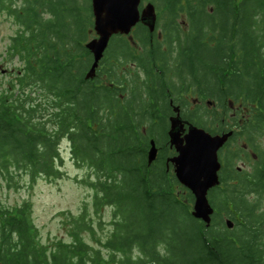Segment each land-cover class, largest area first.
Here are the masks:
<instances>
[{
	"label": "trees",
	"instance_id": "obj_1",
	"mask_svg": "<svg viewBox=\"0 0 264 264\" xmlns=\"http://www.w3.org/2000/svg\"><path fill=\"white\" fill-rule=\"evenodd\" d=\"M151 1L155 31L138 23L131 36H112L87 79L91 0H0L19 26L6 58L21 63L0 92V181L61 177L66 140L76 165L89 170L82 182L95 214L111 212L105 231L85 209L70 240L48 247L29 202L0 204V264H264V0ZM186 84L224 114L199 111L197 126L214 134L237 125L234 137L257 152L238 170L248 152L228 150L221 183L209 192V226L192 215L194 194L163 156L148 160L150 139L165 144L169 100Z\"/></svg>",
	"mask_w": 264,
	"mask_h": 264
},
{
	"label": "water",
	"instance_id": "obj_2",
	"mask_svg": "<svg viewBox=\"0 0 264 264\" xmlns=\"http://www.w3.org/2000/svg\"><path fill=\"white\" fill-rule=\"evenodd\" d=\"M94 14V30L96 37L86 43V47L93 54V63L86 74V78H93L100 60L109 45L110 39L116 34L128 35L138 22H142L150 31L156 27L157 13L153 3H147L140 10L141 0H91ZM188 124V132L181 137V132ZM233 131L222 134H211L202 127L195 126L181 118L180 114L170 119L172 146L178 154L172 158L175 173L179 182L187 187L195 197L192 215L210 225L215 209L208 193L220 184L219 171L221 162L219 150L228 141ZM148 153L149 163L157 154L155 141L152 139ZM229 228L234 223L227 219Z\"/></svg>",
	"mask_w": 264,
	"mask_h": 264
},
{
	"label": "rangeland",
	"instance_id": "obj_3",
	"mask_svg": "<svg viewBox=\"0 0 264 264\" xmlns=\"http://www.w3.org/2000/svg\"><path fill=\"white\" fill-rule=\"evenodd\" d=\"M151 0L143 1L145 6ZM19 26L13 17L0 12V92L6 93L11 87L20 69V62L7 60V46L11 37L15 35ZM213 109V108H212ZM238 146H243L242 142ZM62 175L59 178L49 179L45 176L34 182L20 179L19 185L11 186L0 181V204L5 207H15L29 202L31 204L30 220L37 229L39 241L50 247L53 241L70 240L69 230L73 218L88 210V215L95 221L101 217L105 231L110 227V209L105 208L102 214H95L92 208L93 190L82 180L89 174L86 167H79L73 160L70 144L63 140L61 143ZM254 158L251 160L253 161ZM236 167L249 169L250 163L236 162ZM209 198L211 196L209 195ZM99 231V236L103 235ZM85 239L94 243L85 234Z\"/></svg>",
	"mask_w": 264,
	"mask_h": 264
},
{
	"label": "flooded vegetation",
	"instance_id": "obj_4",
	"mask_svg": "<svg viewBox=\"0 0 264 264\" xmlns=\"http://www.w3.org/2000/svg\"><path fill=\"white\" fill-rule=\"evenodd\" d=\"M179 91L180 92H178V90H177V92H174L173 93V97H171L170 100H169L170 112L167 115V119L169 120V128L167 130V140H166L165 144L163 146L159 145L156 142V140L154 138H152L155 141V145L157 147V154H156V157H155L154 160H157L159 158V156H163L167 172L169 174H173L175 176H176L175 164L173 163L172 158H174L178 154V152H177L175 146H172V144H171V138H170V135H169L170 119L172 117H175L178 114H180V116H181V118L183 120L188 121L189 123H191L189 121V119H188V116L193 115V117H194L193 119H194L195 122L191 123V124L196 126V113H199V111L201 113H203V116H204V113H206L207 117L216 116L217 115L216 114L217 111L220 113L219 115H224L222 113V109H219V108L216 107V102L212 98L206 97L203 94H199V95L196 94V86L193 87V85H187L186 84L185 87L182 90H179ZM205 109H207L206 112H205ZM231 109H232V107H231ZM232 115H233V113H231V116ZM228 117H227V115H225L224 119H228L229 122H231L230 121V116H228ZM238 129L239 128H238L237 125H231L230 130H234V132H235ZM228 131L229 130L220 131V132H217V133H214V134H222V133H225V132H228ZM187 132H188V124L185 125V130H183L181 132V137H184V135ZM234 135H235V133L232 134V136L228 139V141L219 150V160L221 162V169L219 171L220 178L222 176V171H223V168H224V166L226 164V161L231 156V155L228 154V150L231 149V148L233 149V147L236 146V145H237V147H240V146H238V144L240 142H242V145H243L241 147H243V149L248 152L249 161L247 160L248 157L245 156V155H243L244 158H238L237 161L240 160L243 164L244 163H248L249 164L250 160L252 158L256 159V157H257V152L249 147L246 139L234 137ZM152 139H150V141ZM150 148H151V142H149L148 153H149ZM236 168H238V170L243 169V167H241V166H238ZM176 178H177V176H176Z\"/></svg>",
	"mask_w": 264,
	"mask_h": 264
}]
</instances>
